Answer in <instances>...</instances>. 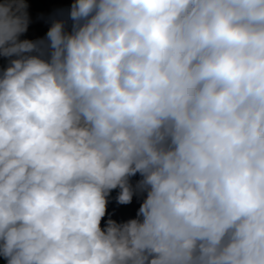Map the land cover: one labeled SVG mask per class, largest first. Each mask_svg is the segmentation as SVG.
<instances>
[{"label": "clouds", "instance_id": "clouds-1", "mask_svg": "<svg viewBox=\"0 0 264 264\" xmlns=\"http://www.w3.org/2000/svg\"><path fill=\"white\" fill-rule=\"evenodd\" d=\"M27 9L0 0L6 264H264V0H72L37 40Z\"/></svg>", "mask_w": 264, "mask_h": 264}, {"label": "built area", "instance_id": "built-area-1", "mask_svg": "<svg viewBox=\"0 0 264 264\" xmlns=\"http://www.w3.org/2000/svg\"><path fill=\"white\" fill-rule=\"evenodd\" d=\"M26 2L28 4L27 11L30 17V24L28 31L21 37V39L37 40L44 37L51 20L60 17L66 18L67 10L69 9L68 0H26ZM6 64V59L0 57V65L4 67ZM116 195L117 191L113 190L111 200L108 205V213L114 220H127L129 217L130 204L118 205L115 201ZM107 218L108 217L106 216L105 220H107ZM2 259L3 257H0V264Z\"/></svg>", "mask_w": 264, "mask_h": 264}, {"label": "trees", "instance_id": "trees-1", "mask_svg": "<svg viewBox=\"0 0 264 264\" xmlns=\"http://www.w3.org/2000/svg\"><path fill=\"white\" fill-rule=\"evenodd\" d=\"M68 3H69V7H70V4L72 3V0H68ZM137 179H139L138 176L132 178V183L134 184ZM138 208H139V200L134 197L133 202L129 206V217H128V219L135 217ZM103 223L104 222L102 221V226H103Z\"/></svg>", "mask_w": 264, "mask_h": 264}, {"label": "crops", "instance_id": "crops-1", "mask_svg": "<svg viewBox=\"0 0 264 264\" xmlns=\"http://www.w3.org/2000/svg\"><path fill=\"white\" fill-rule=\"evenodd\" d=\"M1 264H6V261H3V259H2V262H1Z\"/></svg>", "mask_w": 264, "mask_h": 264}, {"label": "rangeland", "instance_id": "rangeland-1", "mask_svg": "<svg viewBox=\"0 0 264 264\" xmlns=\"http://www.w3.org/2000/svg\"><path fill=\"white\" fill-rule=\"evenodd\" d=\"M38 3H39V2H38ZM0 68H3V67L0 65ZM3 261H5L4 258H3Z\"/></svg>", "mask_w": 264, "mask_h": 264}]
</instances>
